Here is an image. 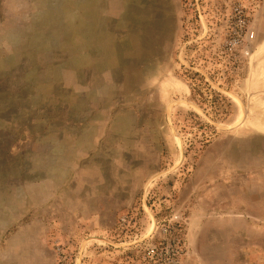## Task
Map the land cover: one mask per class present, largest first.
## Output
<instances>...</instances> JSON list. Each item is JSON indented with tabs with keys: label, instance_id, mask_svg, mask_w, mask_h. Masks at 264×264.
<instances>
[{
	"label": "rangeland",
	"instance_id": "1",
	"mask_svg": "<svg viewBox=\"0 0 264 264\" xmlns=\"http://www.w3.org/2000/svg\"><path fill=\"white\" fill-rule=\"evenodd\" d=\"M151 248L264 264V0H0V264Z\"/></svg>",
	"mask_w": 264,
	"mask_h": 264
},
{
	"label": "built area",
	"instance_id": "2",
	"mask_svg": "<svg viewBox=\"0 0 264 264\" xmlns=\"http://www.w3.org/2000/svg\"><path fill=\"white\" fill-rule=\"evenodd\" d=\"M233 18L237 22V30L231 34L230 45L232 49H236L242 46L244 43L252 42L255 39V32L251 30L248 20V15L240 7H235L233 9ZM124 221V220H123ZM126 222V220L124 221ZM157 249L151 248L148 251L147 258L149 262L153 264H179L180 257H166L165 259L156 258Z\"/></svg>",
	"mask_w": 264,
	"mask_h": 264
}]
</instances>
